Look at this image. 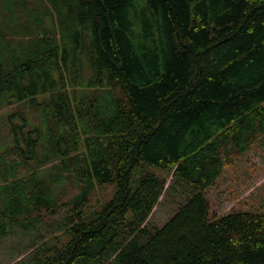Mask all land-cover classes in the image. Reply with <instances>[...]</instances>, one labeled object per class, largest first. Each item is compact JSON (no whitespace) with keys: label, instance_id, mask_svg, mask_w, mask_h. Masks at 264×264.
Returning <instances> with one entry per match:
<instances>
[{"label":"trees","instance_id":"obj_1","mask_svg":"<svg viewBox=\"0 0 264 264\" xmlns=\"http://www.w3.org/2000/svg\"><path fill=\"white\" fill-rule=\"evenodd\" d=\"M13 105L35 113L9 117L0 239L54 215L60 179L80 185L66 242L43 241L36 264H264V213L212 217L205 193L264 136V0H0V111ZM149 166L187 195L161 228L168 179Z\"/></svg>","mask_w":264,"mask_h":264},{"label":"rangeland","instance_id":"obj_2","mask_svg":"<svg viewBox=\"0 0 264 264\" xmlns=\"http://www.w3.org/2000/svg\"><path fill=\"white\" fill-rule=\"evenodd\" d=\"M85 74L89 71L84 61ZM27 110L20 105L7 106L0 111V150H4L6 143L12 145L13 140L8 137L9 117L13 113ZM29 115L35 113V108L27 110ZM21 123L20 119L17 120ZM6 140V141H5ZM225 168L223 177H229L227 183H215L219 198L215 199L211 190V216L220 217L233 211L252 210L264 213V136L251 146L245 153L236 152L224 156ZM235 166V167H234ZM237 169V170H236ZM150 172L161 177H167V187L173 183V173L149 166ZM45 173L54 172L50 166ZM221 174V175H222ZM50 176V175H49ZM62 178V177H61ZM52 179V178H51ZM183 186V185H182ZM182 186L176 185V191L169 188L161 197L158 205L151 214L148 224L152 228L163 227L176 213L179 205L187 199ZM54 193L60 204L55 214L46 217L38 226L19 227L8 236L0 239V264H36L41 256L40 248L43 241L52 246H61L66 242L64 229L70 218L71 206L69 201L80 193V185L74 178H63L55 184ZM116 193L114 184L99 186L91 196L89 206L98 209L110 201ZM69 202V203H68ZM43 220V219H42ZM58 237V238H57ZM56 238V239H55Z\"/></svg>","mask_w":264,"mask_h":264},{"label":"crops","instance_id":"obj_3","mask_svg":"<svg viewBox=\"0 0 264 264\" xmlns=\"http://www.w3.org/2000/svg\"><path fill=\"white\" fill-rule=\"evenodd\" d=\"M234 167H235V166H234ZM236 170H237V169H236ZM223 174H224V173H223ZM223 174L220 175L210 187H208V188L205 189V193L207 194V197H208L210 203H211V196H210V194H209V191L214 190V189L217 188L214 184H215V183H222V182H221L222 180H223V183H227V181H228V179H229V177H226V175L223 177ZM227 178H228V179H227ZM216 190H217V189H216ZM216 190L212 191V193H213V195H214V198H215V199H218L220 195H218V191H217V193H216Z\"/></svg>","mask_w":264,"mask_h":264}]
</instances>
